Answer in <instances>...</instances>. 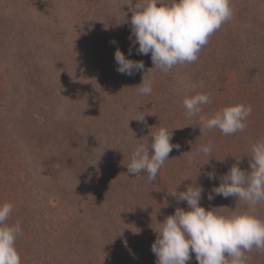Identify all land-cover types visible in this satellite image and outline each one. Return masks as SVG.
Masks as SVG:
<instances>
[{
    "label": "rangeland",
    "instance_id": "rangeland-1",
    "mask_svg": "<svg viewBox=\"0 0 264 264\" xmlns=\"http://www.w3.org/2000/svg\"><path fill=\"white\" fill-rule=\"evenodd\" d=\"M127 2L0 0V203L14 205L8 223L21 222L22 264H156L152 227L187 208L169 193L193 182L203 186L206 208L247 207L208 194L236 157L250 171L247 154L264 139V0H231L232 18L198 60L167 72L132 46ZM117 48L144 70L119 73ZM144 73L150 95L137 90ZM196 92L211 102L189 116L182 101ZM234 103L252 108L243 132L201 133V115ZM159 127L176 128L172 143L180 147L150 183L126 164ZM209 143L223 160L213 156L202 166L208 157L191 150ZM255 212L264 219V202ZM245 255L247 264H264V250ZM188 264H198L194 253Z\"/></svg>",
    "mask_w": 264,
    "mask_h": 264
},
{
    "label": "clouds",
    "instance_id": "clouds-1",
    "mask_svg": "<svg viewBox=\"0 0 264 264\" xmlns=\"http://www.w3.org/2000/svg\"><path fill=\"white\" fill-rule=\"evenodd\" d=\"M126 4L132 12V46L138 44V54H151L154 67L164 72L197 61L209 38L233 15L231 0H136L134 6L133 0H128ZM114 58L116 70L121 74L131 76L144 70L143 61L130 59L119 48ZM146 73L137 90L139 94L150 95L152 81ZM199 87H204L203 82ZM210 102V95L205 92L185 96L182 101L189 116L199 115L202 106ZM251 113L250 105H226L210 116H200L201 133L205 129H219L226 136L243 132ZM144 117L135 119L143 121ZM174 129L159 127L153 132L151 128V143L136 145L126 164L128 173H146L148 182H155L173 148L180 147L172 143ZM193 150L208 157L202 166L210 164L215 156L211 143L193 145ZM247 155L250 171L243 170L240 157H236L237 162L208 194L210 201L217 195L235 197L247 206L244 211L226 214L220 211L223 206L206 208L200 202L204 188L196 182L185 191L176 189L169 193L178 202H186L187 208L177 207L173 214L152 227L156 239L151 250L156 264H188L193 253L198 264H247L245 253L253 248L264 250V219L255 212L256 206L264 202V139L253 143ZM205 175L210 180L216 178L215 171ZM13 209L11 202L0 203V264H22L16 246L22 234L21 222L8 223Z\"/></svg>",
    "mask_w": 264,
    "mask_h": 264
}]
</instances>
